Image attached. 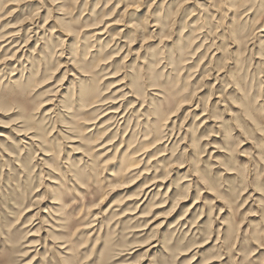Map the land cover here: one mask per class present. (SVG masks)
<instances>
[{"label":"rangeland","instance_id":"rangeland-1","mask_svg":"<svg viewBox=\"0 0 264 264\" xmlns=\"http://www.w3.org/2000/svg\"><path fill=\"white\" fill-rule=\"evenodd\" d=\"M0 264H264V0H0Z\"/></svg>","mask_w":264,"mask_h":264},{"label":"bare ground","instance_id":"bare-ground-1","mask_svg":"<svg viewBox=\"0 0 264 264\" xmlns=\"http://www.w3.org/2000/svg\"><path fill=\"white\" fill-rule=\"evenodd\" d=\"M237 1H239V0H237ZM241 1V0H240ZM235 2V1H234ZM235 5V4H234ZM231 6H233V5H231ZM242 6V5H241ZM240 6V7H241ZM234 7V6H233ZM237 7V6H236ZM14 40V39H13ZM90 94H92V93H90ZM89 94V95H90ZM88 95V96H89ZM84 96H85V93H84ZM91 96H93V95H91ZM114 113V112H113ZM115 113H117V112H115ZM135 159V160H134ZM138 163H139V161H137L136 160V158L135 157H132L131 159H130V162H129V164H128V166L127 167H125L126 168V170H125V173L126 172H129V171H134V170H136L137 168H138ZM159 181V180H158Z\"/></svg>","mask_w":264,"mask_h":264}]
</instances>
